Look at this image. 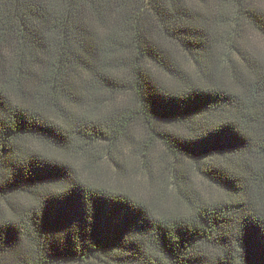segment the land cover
Wrapping results in <instances>:
<instances>
[{
    "label": "trees",
    "instance_id": "obj_1",
    "mask_svg": "<svg viewBox=\"0 0 264 264\" xmlns=\"http://www.w3.org/2000/svg\"><path fill=\"white\" fill-rule=\"evenodd\" d=\"M0 264H264V0H0Z\"/></svg>",
    "mask_w": 264,
    "mask_h": 264
},
{
    "label": "rangeland",
    "instance_id": "obj_2",
    "mask_svg": "<svg viewBox=\"0 0 264 264\" xmlns=\"http://www.w3.org/2000/svg\"><path fill=\"white\" fill-rule=\"evenodd\" d=\"M133 159V158H132ZM206 188V187H205ZM204 189V188H203Z\"/></svg>",
    "mask_w": 264,
    "mask_h": 264
}]
</instances>
